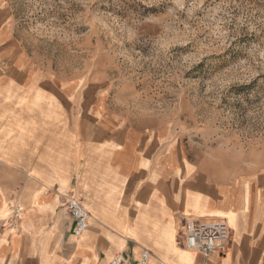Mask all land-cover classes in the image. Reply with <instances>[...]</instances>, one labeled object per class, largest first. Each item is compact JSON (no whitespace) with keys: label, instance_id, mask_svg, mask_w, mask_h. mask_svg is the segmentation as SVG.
<instances>
[{"label":"crops","instance_id":"0c3cea01","mask_svg":"<svg viewBox=\"0 0 264 264\" xmlns=\"http://www.w3.org/2000/svg\"><path fill=\"white\" fill-rule=\"evenodd\" d=\"M6 16L0 10V264H108L119 254L135 264L144 250L149 264H264V168L193 163L168 137L76 99L68 79L33 66ZM70 199L91 216L81 237ZM184 220H225L228 252L186 248Z\"/></svg>","mask_w":264,"mask_h":264},{"label":"rangeland","instance_id":"374dc122","mask_svg":"<svg viewBox=\"0 0 264 264\" xmlns=\"http://www.w3.org/2000/svg\"><path fill=\"white\" fill-rule=\"evenodd\" d=\"M0 10L33 66L68 79L76 99L168 137L193 163L264 168V0H0Z\"/></svg>","mask_w":264,"mask_h":264},{"label":"built area","instance_id":"2783aa9c","mask_svg":"<svg viewBox=\"0 0 264 264\" xmlns=\"http://www.w3.org/2000/svg\"><path fill=\"white\" fill-rule=\"evenodd\" d=\"M69 209L76 223L75 235L81 237L89 228L91 216L77 199L69 200ZM183 244L207 258L214 253L223 255L232 245V232L225 220H184ZM123 261V255L119 254L108 264H123ZM149 261L150 253L144 250L135 264H149Z\"/></svg>","mask_w":264,"mask_h":264},{"label":"bare ground","instance_id":"6f19581e","mask_svg":"<svg viewBox=\"0 0 264 264\" xmlns=\"http://www.w3.org/2000/svg\"><path fill=\"white\" fill-rule=\"evenodd\" d=\"M223 219V218H222Z\"/></svg>","mask_w":264,"mask_h":264}]
</instances>
